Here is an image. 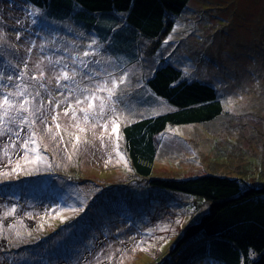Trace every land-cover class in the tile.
Returning a JSON list of instances; mask_svg holds the SVG:
<instances>
[{
    "label": "rangeland",
    "instance_id": "1",
    "mask_svg": "<svg viewBox=\"0 0 264 264\" xmlns=\"http://www.w3.org/2000/svg\"><path fill=\"white\" fill-rule=\"evenodd\" d=\"M186 9L156 42L112 40L114 51L73 20L37 28L35 22L18 21L19 10L8 12L5 19L16 34L12 42L22 46L10 50L7 43L5 51L0 49V58H12V64L0 66V75L19 64L29 93L41 95L33 101L40 108L30 117L35 123L12 125L14 132L23 129L20 135L0 137V264H176L177 241L211 202L150 184L149 178L212 173L264 186V0H190ZM24 25L26 33L19 29ZM40 29L46 34L42 40ZM61 58V65L49 63ZM163 59L187 78L216 86L224 109L208 121L168 124L154 169L144 176L131 164L122 126L131 118L175 108L146 86ZM63 64L68 70L88 64L97 76L89 82L80 67L74 81L61 80L58 87ZM41 72L44 88L31 79ZM112 80L118 82L115 97L97 93L105 97L104 116L93 113L84 121L80 109L87 103L77 105L76 99L88 95L85 87H111ZM64 85L75 89L71 95ZM69 104L73 108L65 115ZM26 141L27 148L22 147ZM40 160L46 168L5 176L10 167ZM201 241L185 249L190 253L184 264H225L200 256Z\"/></svg>",
    "mask_w": 264,
    "mask_h": 264
},
{
    "label": "trees",
    "instance_id": "2",
    "mask_svg": "<svg viewBox=\"0 0 264 264\" xmlns=\"http://www.w3.org/2000/svg\"><path fill=\"white\" fill-rule=\"evenodd\" d=\"M190 0H0V49L19 48L15 41L13 25L5 19L12 9L20 11L21 23L38 27H52L53 22L73 20L83 33L98 36L97 42L115 50L117 40H135L154 43L164 36L178 22ZM35 11V15H30ZM36 21H31L30 19ZM46 22V23H45ZM7 28L8 30H5ZM23 29L26 33L27 28ZM48 30L47 28H43ZM40 40L46 35L40 29ZM113 42L111 43V41ZM28 61L20 59V62ZM17 61V58H13ZM162 60L153 73L146 78L150 92L172 104L175 108L162 113L147 114L131 118L122 126L127 153L131 164L138 174L150 175L158 153V142L167 133L168 124L185 125L199 123L215 118L224 109V100L217 87L200 79H190L183 70L173 63ZM12 64V58H0V66ZM12 73L0 75V83H6V77L22 76L16 83L23 84L20 65L14 64ZM50 120V117H49ZM26 127V125H24ZM167 136V135H166ZM1 144V143H0ZM46 162H28L10 167L5 176L32 169L46 168ZM149 183L175 190H181L201 196L211 202L207 211L199 220L190 224L176 246L183 260L192 243L201 242L200 256H213L225 264H264V186L248 183L243 178L229 177L212 173L193 174L186 178H149ZM200 239V240H199ZM208 240L212 242L211 246ZM210 245V244H209ZM208 245V246H209ZM183 247L181 250L180 248ZM175 254V255H176ZM194 264V260L188 262Z\"/></svg>",
    "mask_w": 264,
    "mask_h": 264
},
{
    "label": "snow or ice",
    "instance_id": "3",
    "mask_svg": "<svg viewBox=\"0 0 264 264\" xmlns=\"http://www.w3.org/2000/svg\"><path fill=\"white\" fill-rule=\"evenodd\" d=\"M35 11H32L30 15H35ZM19 39V35L17 36ZM95 43V41H93ZM88 52H84V56H88ZM63 62V58L58 59L56 61H49L50 64L53 65H61ZM73 64H76V61L73 60ZM27 65H25L26 67ZM80 67H83L86 69V71L83 73L84 79H87L89 82H93L94 78L97 76V70L90 69L88 64H80L76 67L72 68L71 70H68V65L63 64V67L60 69V73L57 76V86L60 87V81H74L76 76L79 74L78 69ZM43 72H41L40 76H33L31 79L33 81H37L39 83L40 80L43 79ZM2 79V77H0ZM22 76L17 75L15 78L12 75H8L6 77V83H0V137H6L9 136V134H13L15 136L20 135V131L23 129H20L18 131H13L12 125L17 124H29V123H35V120H31L30 117L35 116L37 113L40 112V108L36 106L33 101L36 100L37 97H40L41 93L39 91H36L33 94H30L28 91V85L26 84H20L16 83L17 80H21ZM123 80L119 81V83H122ZM40 88H44L45 85L43 83H39ZM64 87L67 89L68 95H71L72 92L75 89L70 88L68 85H64ZM118 87V82L116 80L111 81V87H108L107 84L100 85L95 84V90H92L89 87H85L83 89L84 92H87L88 95H85L83 100L77 98L75 103L77 105L87 103V108H81L80 111L83 112V119L84 121H89L90 117L93 113H95L96 116L102 118L105 113V109L107 107L105 102V97L97 95L99 92H106L107 93V99L111 100L113 97L117 95L116 89ZM14 89V90H13ZM61 95H64V93H60ZM97 101H99V104H97ZM49 104L52 103L51 100L48 101ZM60 105L57 104L56 107H59ZM73 108L72 104H69L67 108L64 109V114L68 115L69 110ZM99 109L98 112H96V109ZM27 113L28 115H24ZM72 116L75 119L76 113L73 110ZM53 119L55 120L56 117L54 116ZM114 123V122H113ZM78 126V125H77ZM105 130H107V124L100 125ZM57 127L59 125L57 124ZM93 127H96L95 124H93ZM50 130V129H49ZM81 131H84V129H80ZM113 132L117 131V128L113 126L112 128ZM32 136H35V133H32ZM77 141H79V137L76 138ZM102 139V138H101ZM12 147H15V143L13 142ZM28 142L26 141L22 147L27 148ZM6 151V149H5ZM14 211V209H13Z\"/></svg>",
    "mask_w": 264,
    "mask_h": 264
},
{
    "label": "built area",
    "instance_id": "4",
    "mask_svg": "<svg viewBox=\"0 0 264 264\" xmlns=\"http://www.w3.org/2000/svg\"><path fill=\"white\" fill-rule=\"evenodd\" d=\"M21 202H23L22 200L19 201V205L23 206L24 205V202H23V205L21 204Z\"/></svg>",
    "mask_w": 264,
    "mask_h": 264
}]
</instances>
